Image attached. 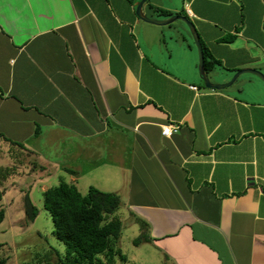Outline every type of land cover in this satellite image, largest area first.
<instances>
[{"label":"crops","instance_id":"0c3cea01","mask_svg":"<svg viewBox=\"0 0 264 264\" xmlns=\"http://www.w3.org/2000/svg\"><path fill=\"white\" fill-rule=\"evenodd\" d=\"M140 1L0 0V208L25 219L24 194L38 206L60 181L94 187L120 196L123 227L148 224L129 264H264V83L206 88L185 23L145 22ZM142 13L191 20L212 83L264 74V0Z\"/></svg>","mask_w":264,"mask_h":264},{"label":"trees","instance_id":"16d2710c","mask_svg":"<svg viewBox=\"0 0 264 264\" xmlns=\"http://www.w3.org/2000/svg\"><path fill=\"white\" fill-rule=\"evenodd\" d=\"M205 69L212 66L203 47ZM206 56V57H205ZM1 200V198H0ZM43 209L48 212L53 226V235L64 246V253L49 247L39 262L43 264H115L121 256L118 241L122 233V222L115 217L121 206L120 196L90 187L82 194L74 184L60 181L42 193ZM25 220L34 222L39 214L37 208L26 195L24 200ZM0 208V222L4 219ZM141 234L133 240L135 247L149 242L148 224L137 219ZM2 245L0 244V249ZM0 264L6 260L0 256Z\"/></svg>","mask_w":264,"mask_h":264},{"label":"rangeland","instance_id":"374dc122","mask_svg":"<svg viewBox=\"0 0 264 264\" xmlns=\"http://www.w3.org/2000/svg\"><path fill=\"white\" fill-rule=\"evenodd\" d=\"M168 19H170V17L160 21H166ZM173 23L179 24L183 22L176 20L172 22V24ZM184 26L188 30L195 45L189 28L185 24ZM247 75L249 74H242V76ZM3 174L5 173L1 171L0 177ZM37 174H40V172L37 171ZM21 176L22 174H8L7 177H9L8 179L10 180L7 179L8 181L5 183L6 186L20 184ZM27 180L32 181L33 178L28 177ZM16 196H19V192H17ZM24 200L25 194L22 196L21 203H24ZM18 205L20 204L16 203L14 208H18ZM37 207L40 209V213L34 222L27 223L25 219L20 218L19 212L14 210L13 212H9L5 216L6 218L4 217L0 222V244L2 245L0 256L6 260V264H43L39 261L45 257L46 251L49 247H54L61 254L64 253V246L56 240L52 233L53 226L48 212L43 209V204L38 203ZM135 229H137V227L135 228V225L133 226L130 224H126V226L122 228L123 233L120 236L119 249L122 253L121 256H124L125 260L115 258V264H129L131 262L139 261V257L136 256V252L133 250V240L138 237ZM147 264H153V262L149 260Z\"/></svg>","mask_w":264,"mask_h":264},{"label":"water","instance_id":"95a60500","mask_svg":"<svg viewBox=\"0 0 264 264\" xmlns=\"http://www.w3.org/2000/svg\"><path fill=\"white\" fill-rule=\"evenodd\" d=\"M146 1L147 0H141L136 6L137 16L141 20L148 22V23H151V24H155V25H169L176 20H180L183 23H185V25L189 28L191 35L194 39L195 46L197 47V50H198L199 75H200L201 80L203 81L206 88L212 89V90L225 89L226 87L231 86L238 79V77L241 76L242 74H252V75L258 77L259 79H261L264 83V74L258 70H255V69H242V70L238 71L237 73L234 74L232 79L226 84L217 85V84L212 83L211 79L209 77V74L207 73V70L205 69V58H204V52H203L202 44L200 42L198 32H197L194 24L191 22V20H189L187 17L182 16V15H174L166 21L149 19L146 16H144L142 13V7Z\"/></svg>","mask_w":264,"mask_h":264},{"label":"built area","instance_id":"2783aa9c","mask_svg":"<svg viewBox=\"0 0 264 264\" xmlns=\"http://www.w3.org/2000/svg\"><path fill=\"white\" fill-rule=\"evenodd\" d=\"M193 88L196 89L195 87ZM179 129V125L167 124L161 127V135L164 137H171L173 134L177 133Z\"/></svg>","mask_w":264,"mask_h":264}]
</instances>
